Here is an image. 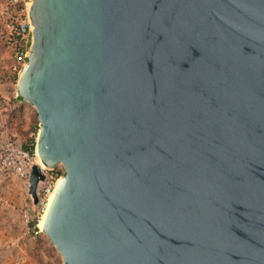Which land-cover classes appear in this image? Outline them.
<instances>
[{
    "label": "water",
    "instance_id": "95a60500",
    "mask_svg": "<svg viewBox=\"0 0 264 264\" xmlns=\"http://www.w3.org/2000/svg\"><path fill=\"white\" fill-rule=\"evenodd\" d=\"M29 20L15 94L64 168L41 225L61 263L264 264V0H30Z\"/></svg>",
    "mask_w": 264,
    "mask_h": 264
},
{
    "label": "built area",
    "instance_id": "2783aa9c",
    "mask_svg": "<svg viewBox=\"0 0 264 264\" xmlns=\"http://www.w3.org/2000/svg\"><path fill=\"white\" fill-rule=\"evenodd\" d=\"M30 0H0V42L10 52V62L6 67L0 65V204L14 210L20 217L25 234L33 243L44 234L41 222L48 208L60 178L64 175L62 164L48 169L41 166L44 181L38 186V203L31 209L17 207L5 195L4 185L7 181L17 179L27 185L29 172L37 164L36 142L39 133L38 125L29 130H22L11 122L10 103L15 94L16 81L26 65V56L31 44V27L29 20ZM12 93V94H11ZM34 253H31L32 256ZM27 255L17 256L10 264H27Z\"/></svg>",
    "mask_w": 264,
    "mask_h": 264
},
{
    "label": "rangeland",
    "instance_id": "374dc122",
    "mask_svg": "<svg viewBox=\"0 0 264 264\" xmlns=\"http://www.w3.org/2000/svg\"><path fill=\"white\" fill-rule=\"evenodd\" d=\"M10 103H12V101H10ZM14 106V109L11 108L9 112L11 122H14L15 125H18L17 127L22 130H29L37 126L35 125L37 115L32 105L24 101H19L18 104ZM14 181L13 190L11 194H9L10 198L15 202L21 196L29 200L30 196L27 194V187L25 188L20 180L14 179ZM16 206L20 207L18 204ZM0 212H7L1 204ZM5 220H8V224L0 225V241L2 242L0 246V264H10L13 259L22 254L29 257V262L27 264H62L60 255L45 235L34 240L33 243L25 240L19 241L20 246L22 245L23 252H18L19 254L15 255V250L9 240L17 234L22 236L25 232L24 227L18 216L14 217L9 215ZM27 239H29L28 236ZM31 253H34V256H32Z\"/></svg>",
    "mask_w": 264,
    "mask_h": 264
},
{
    "label": "crops",
    "instance_id": "0c3cea01",
    "mask_svg": "<svg viewBox=\"0 0 264 264\" xmlns=\"http://www.w3.org/2000/svg\"><path fill=\"white\" fill-rule=\"evenodd\" d=\"M10 62V52L7 48H5L3 46V44L0 42V65L3 66V67H6ZM0 91L3 93V89L2 87H0ZM12 94V93H11ZM11 97V101L13 104H18L19 101H22L20 98L19 99H15L12 98L13 96L9 95ZM15 181L14 179L10 180V181H7V183L4 185V192H5V195L11 200V202L15 205L18 204V206H25L27 208H29V210L31 209V203H30V198L29 200H26V198L24 197H19L17 199V201H13L11 198H10V195L12 190H13V185H14ZM21 184L23 186H25V188L27 187L26 184H24L23 182H21ZM17 203V204H16ZM5 210L7 211L6 213L5 212H0V225H6L8 224V220H5V218H8V216H18V213L13 210H10V209H6ZM1 218H4V219H1ZM20 219V217H19ZM3 221V222H2ZM9 227V226H8ZM4 228V226H3ZM15 238V239H14ZM30 241V239H27V235L25 234V232L23 233L22 236H20L19 234H17L15 237H13L12 239L10 238V242L12 243V247L13 249L15 250V255H18L19 253L18 252H23L22 250V245L20 246L19 244V241ZM1 241H0V246H1ZM22 243V242H21Z\"/></svg>",
    "mask_w": 264,
    "mask_h": 264
},
{
    "label": "bare ground",
    "instance_id": "6f19581e",
    "mask_svg": "<svg viewBox=\"0 0 264 264\" xmlns=\"http://www.w3.org/2000/svg\"><path fill=\"white\" fill-rule=\"evenodd\" d=\"M37 164L39 165V166H42L41 165V163H40V161L37 159ZM41 225H42V222H41Z\"/></svg>",
    "mask_w": 264,
    "mask_h": 264
},
{
    "label": "trees",
    "instance_id": "16d2710c",
    "mask_svg": "<svg viewBox=\"0 0 264 264\" xmlns=\"http://www.w3.org/2000/svg\"><path fill=\"white\" fill-rule=\"evenodd\" d=\"M19 99V98H18ZM35 125H38V121H35Z\"/></svg>",
    "mask_w": 264,
    "mask_h": 264
}]
</instances>
